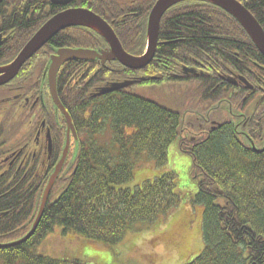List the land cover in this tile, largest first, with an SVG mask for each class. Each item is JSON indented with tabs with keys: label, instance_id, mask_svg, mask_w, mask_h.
Listing matches in <instances>:
<instances>
[{
	"label": "trees",
	"instance_id": "1",
	"mask_svg": "<svg viewBox=\"0 0 264 264\" xmlns=\"http://www.w3.org/2000/svg\"><path fill=\"white\" fill-rule=\"evenodd\" d=\"M240 1L264 30V0ZM107 2L73 0L70 7L92 9L113 20L123 48L142 53L148 11L155 0L133 4V14ZM5 4L12 10L16 31L0 41V65L13 59L38 27L63 9L50 0H5ZM103 43L80 26L58 32L18 73L25 93L41 88L44 101L33 107L0 104V244L20 239L31 228L65 143L66 124L55 111L44 78L50 54L60 47L98 48ZM139 73L116 61L105 66L71 61L60 68L57 93L72 117L77 139L71 140L68 160L35 232L21 244L0 248V264H87L37 254L36 248L56 227L62 235L116 244L129 231L163 223L178 204L184 205L189 217L161 231V239L163 245L180 249L176 242L184 226L195 223V244L184 257L179 254L180 264H264V149H252L250 140L238 139L229 124L195 140L180 139L184 110L195 102L213 104L221 98L234 111L254 108L252 116L263 113L264 56L226 11L191 0L164 13L144 80L135 78ZM229 75L244 77L251 88L239 80L230 83ZM121 80L134 84L98 97L92 94L99 86ZM141 86L156 99L138 93L136 87ZM256 127L260 134L248 135L262 149L264 120H258ZM46 130L53 146L50 155ZM104 135L109 141L101 139ZM173 141L191 157V185H182L179 174L165 169ZM141 168L153 170V175L133 187L124 186Z\"/></svg>",
	"mask_w": 264,
	"mask_h": 264
},
{
	"label": "water",
	"instance_id": "2",
	"mask_svg": "<svg viewBox=\"0 0 264 264\" xmlns=\"http://www.w3.org/2000/svg\"><path fill=\"white\" fill-rule=\"evenodd\" d=\"M72 0H52L54 4L57 5H68ZM191 0H156L152 6L148 19H147V32H146V49L145 52L140 56H134L126 52L120 41L118 40L113 29L106 23L100 16L93 13L86 8H68L61 11L48 20H46L38 30L30 37V39L24 44L17 55L7 64L0 66V86L10 82L19 72L21 67L25 62L30 59L42 46H44L54 35H56L61 30L72 27V26H82L92 29L98 33L107 42L108 47L102 49L100 52L90 48H59L56 53L50 57V61L47 65L46 72L44 73V78L47 79L49 94L53 102L55 111L58 110L65 118L66 122V138L65 143L57 163L55 164L52 173L50 174L48 181L42 193L41 201L37 211V215L31 225L30 230L20 239L0 244V248H6L9 246H15L25 242L29 239L35 232L38 223L43 215L46 202L48 200L50 191L56 182L64 162L67 158L71 136L76 140V131L72 124L70 115L66 111L65 107L62 105L60 99L57 95L56 90V77L60 67L68 61H95L100 60L102 63L106 61H117L126 68L132 70L143 69L147 64H149L154 56L158 36L160 20L164 13L172 6ZM196 1V0H195ZM215 5L229 15H231L244 29L246 34L249 36L251 41L254 43L258 51L264 56V30L255 17L237 0H198ZM186 72H194L193 69L184 67ZM241 81L245 83L247 87H251L248 81L239 77ZM230 83H236V78L228 76L226 78ZM133 81L127 80L123 82H112L109 85L98 88L94 96H100L109 92H113L124 87L131 85ZM48 137V150H51V142ZM250 140V139H249ZM252 149L255 151H262V149H257L250 140Z\"/></svg>",
	"mask_w": 264,
	"mask_h": 264
},
{
	"label": "rangeland",
	"instance_id": "3",
	"mask_svg": "<svg viewBox=\"0 0 264 264\" xmlns=\"http://www.w3.org/2000/svg\"><path fill=\"white\" fill-rule=\"evenodd\" d=\"M141 87H136L138 93L151 96L156 99V94H149L148 91ZM182 108H183V102ZM193 107L188 105V108ZM186 109L184 110V112ZM183 113V121L184 122ZM188 116V115H187ZM185 128L184 125L181 129ZM180 139L186 141L190 137L189 133H181ZM104 141H109V137L105 135L101 137ZM227 147H223L225 151ZM227 148L226 151H228ZM191 157L186 150L179 148L178 142L173 141L168 147L167 163L165 169L173 171L182 178V185H191L188 171H191ZM153 170L141 168L136 171L134 178L124 186L133 187L141 183L153 175ZM191 173V172H190ZM192 176V174H191ZM180 189V186H178ZM185 207L178 204L170 216L164 218L163 223L151 225V227L141 231H129L124 239L116 244H107L104 242L95 241L76 234L62 235L60 227H56L53 233L46 236L40 245L36 248V253L56 259H76L87 264H180L181 259L189 252V249L195 244L193 240V230L195 223L186 224L182 231L181 240L176 242L178 248H171L168 245H163L161 239V231L165 232L176 223H179L182 218L187 219L189 216L184 211ZM189 209L186 207V211ZM160 220V219H159ZM161 218V222H162ZM156 226V227H154ZM199 242V240H198ZM196 243L199 246V243ZM202 248L201 246H199Z\"/></svg>",
	"mask_w": 264,
	"mask_h": 264
},
{
	"label": "flooded vegetation",
	"instance_id": "4",
	"mask_svg": "<svg viewBox=\"0 0 264 264\" xmlns=\"http://www.w3.org/2000/svg\"><path fill=\"white\" fill-rule=\"evenodd\" d=\"M107 1H108L107 5H109V7L115 6L119 9V11H122V12L126 11L125 14H133V12L131 11V7L133 4H138V5L150 4V2L154 1V0H114L115 3H113V4H112V0H107ZM238 1H240V0H238ZM41 2L45 3V0H41ZM90 11H92L93 13L102 17L100 14H98L97 12H95L92 9H90ZM149 11H148V13H149ZM1 13H2V15H1ZM11 13H12V10L10 9L9 6H6L5 0H0V29H6L9 31V32L8 31L0 32V36H1L0 41H3L4 39H6L9 36V34H12V32L15 33V31H16V27L13 26L14 22L12 21L13 15H12V17H10ZM102 18L115 31V27L112 26L114 21L111 20L109 22L106 18H104V17H102ZM90 34H92V33H90ZM103 42H104V40H103ZM97 47L98 48L90 46L91 49H97V50L101 51V49L107 48V44L104 42L102 45L97 46ZM144 50L142 53L134 54V55H142L144 53ZM129 53H131V52H129ZM131 54H133V53H131ZM98 62L101 66H105L107 64V63H104V64L101 63L100 60H98ZM145 68L140 69V70H136V71H140V73L138 75H136V77H135L136 79H139V80L145 79V77H146V73H144ZM17 77H18V75L9 83H7L3 86H0V88H2L1 89L2 95L0 94V104H6V103L15 104L16 103V104H19L21 106L24 105V107H26V106L33 107L37 104H40L41 103L40 101H44V95L45 94L43 92V89L41 90V88L37 89V87H34L30 93L26 94L25 89L23 88V85H21V84H24V80L20 79V77H18V78ZM261 77L264 79V75ZM152 78H154V77L152 76ZM232 84H234V85L238 84V78L237 77H236V83H232ZM94 87H95V85L93 86V88ZM246 111L242 113V112L232 110L229 107V105L225 102V100L221 99V98L216 103H213V104L212 103L211 104L204 103L203 105H198L195 102L193 107L187 108L186 111L184 112L188 116L184 115L185 119H184V122H182V126L184 125L185 128L182 127L181 133H183V135L186 132L189 134H192L187 139V140L191 141V140H195L196 137H200V135H202L204 133H209L210 131H213L214 129H216V127L218 128L224 124H229L232 133L235 132V136L238 139H240L241 141H245V139H250L249 135L250 136H257L260 134V129L256 127V122L258 120H264V112L257 114L256 116H252L254 111H255L254 108H250V110H248L247 112ZM64 124H65V120H64ZM43 127L44 126H42V128ZM42 131H45V129L44 130L42 129ZM65 135H66V133H65ZM181 136L182 135H180V137ZM47 141H48V139H47ZM47 145H48V142H47ZM44 147H45V145H44ZM52 148H53V146H52ZM52 148H51V151H52Z\"/></svg>",
	"mask_w": 264,
	"mask_h": 264
},
{
	"label": "bare ground",
	"instance_id": "5",
	"mask_svg": "<svg viewBox=\"0 0 264 264\" xmlns=\"http://www.w3.org/2000/svg\"><path fill=\"white\" fill-rule=\"evenodd\" d=\"M161 21V20H160ZM146 32H147V22H146ZM250 118V117H249Z\"/></svg>",
	"mask_w": 264,
	"mask_h": 264
}]
</instances>
